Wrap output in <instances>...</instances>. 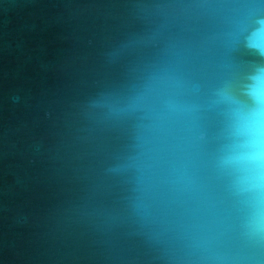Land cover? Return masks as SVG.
Returning <instances> with one entry per match:
<instances>
[{
  "label": "water",
  "instance_id": "water-1",
  "mask_svg": "<svg viewBox=\"0 0 264 264\" xmlns=\"http://www.w3.org/2000/svg\"><path fill=\"white\" fill-rule=\"evenodd\" d=\"M257 15L264 0H0V264H190L174 233L162 244L137 234L103 172L122 139L86 101L143 92L154 105L192 82L207 100L264 63L244 46ZM202 124L212 137L221 118L208 112ZM167 128L164 151L186 134ZM213 151L202 174L219 204L201 223L215 229L233 208Z\"/></svg>",
  "mask_w": 264,
  "mask_h": 264
},
{
  "label": "clouds",
  "instance_id": "clouds-1",
  "mask_svg": "<svg viewBox=\"0 0 264 264\" xmlns=\"http://www.w3.org/2000/svg\"><path fill=\"white\" fill-rule=\"evenodd\" d=\"M244 46L264 58V17L246 29ZM239 82L226 81L207 99L197 82L180 95L160 97L154 105L143 92L119 98L99 93L86 101L96 123L119 133L120 148L103 167L123 194L137 234L162 244L169 232L186 247L190 264H259L264 250V63ZM208 112L221 118L214 136L204 131ZM186 125L181 144L164 151L161 133ZM214 146L212 169L223 182L233 212L227 221L201 223L218 207L203 177L204 157ZM241 242L242 248L232 245Z\"/></svg>",
  "mask_w": 264,
  "mask_h": 264
}]
</instances>
